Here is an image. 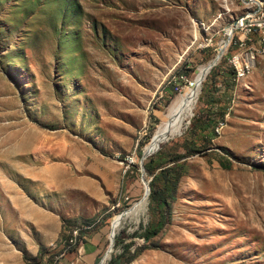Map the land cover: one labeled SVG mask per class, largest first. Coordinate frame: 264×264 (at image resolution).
<instances>
[{
	"label": "rangeland",
	"instance_id": "1",
	"mask_svg": "<svg viewBox=\"0 0 264 264\" xmlns=\"http://www.w3.org/2000/svg\"><path fill=\"white\" fill-rule=\"evenodd\" d=\"M220 50L192 116L153 152L186 155L208 97L222 115L212 146L181 160L169 221L129 264H264V0H0V264L40 245L59 263L93 223L84 238L104 224V255L144 195L142 154ZM148 198L115 230L132 251Z\"/></svg>",
	"mask_w": 264,
	"mask_h": 264
},
{
	"label": "trees",
	"instance_id": "2",
	"mask_svg": "<svg viewBox=\"0 0 264 264\" xmlns=\"http://www.w3.org/2000/svg\"><path fill=\"white\" fill-rule=\"evenodd\" d=\"M214 76L213 78L207 77L205 86L202 89V91L204 90V94H207L209 87L214 85ZM215 103L216 101L214 102L211 97H208L206 104L209 110L204 114L201 112L193 119L191 128L184 136L186 155L211 148V139L215 137L213 127L218 122V119L222 118V115L218 112H210ZM186 155L169 151L166 153L157 152L144 162V170L152 177L149 183L150 194L148 199L150 211L154 217L145 226H141L140 229L142 231H136L133 237L141 238L145 245L132 251V242L124 243L122 241L124 232H121L115 236L114 246H121L122 251L119 254H112L106 264H129L143 250L149 247H156L151 240L158 236L162 228L169 221L170 204L176 199L179 183L186 175V164L184 161H181ZM227 167L228 165L225 164L224 168ZM93 224L82 226V234L76 237L77 241L75 244H71V236H67L63 241L66 242L65 249L70 248L68 252H75L77 247L85 240L84 231H86V227ZM78 228H81V226ZM147 243L148 245H146ZM24 261L26 264H56L55 261L58 260L54 259L51 247L40 246L35 256L25 255Z\"/></svg>",
	"mask_w": 264,
	"mask_h": 264
},
{
	"label": "bare ground",
	"instance_id": "3",
	"mask_svg": "<svg viewBox=\"0 0 264 264\" xmlns=\"http://www.w3.org/2000/svg\"><path fill=\"white\" fill-rule=\"evenodd\" d=\"M211 63L201 66L199 68V72L193 78L194 86L186 88L183 92L178 94V96L174 99V101L172 102V104L168 109L167 115L165 114L166 115L165 121L162 122V124L159 126L157 130L153 145L151 146L150 144L149 150L146 152L147 156L152 154V152L155 150L158 144L163 140L167 139L168 136L174 137L175 135L181 132V130L185 125V122L187 121L188 117L191 115V111L196 101L197 95L199 93L201 83L204 80V77L207 75ZM144 202H145V197L141 198V200L137 204L135 203V205L126 212L125 217L138 216L139 213L143 211ZM122 219L123 217L121 218L119 215L113 221V232H115L117 226L120 224V221ZM75 232L79 233V231H75ZM76 235L78 236V234ZM70 243L75 244L76 239H71Z\"/></svg>",
	"mask_w": 264,
	"mask_h": 264
},
{
	"label": "crops",
	"instance_id": "4",
	"mask_svg": "<svg viewBox=\"0 0 264 264\" xmlns=\"http://www.w3.org/2000/svg\"><path fill=\"white\" fill-rule=\"evenodd\" d=\"M84 239L85 240L77 247L75 252H68L67 255L61 258V261L56 264H98L105 250V225H100ZM37 253L38 250L36 254Z\"/></svg>",
	"mask_w": 264,
	"mask_h": 264
},
{
	"label": "water",
	"instance_id": "5",
	"mask_svg": "<svg viewBox=\"0 0 264 264\" xmlns=\"http://www.w3.org/2000/svg\"><path fill=\"white\" fill-rule=\"evenodd\" d=\"M234 27H235V26H234ZM228 36H229V35H228ZM221 50H222V49H221ZM221 50L218 52V54L216 55V57L213 59L211 65H210V67H209V70L214 66V64L216 63V61L221 57V55H222ZM208 72H209V71H208ZM205 77H206V76H205ZM205 77H204V78H205ZM159 148H160V147H159ZM159 148H158V149H159ZM158 149H157L155 152H157ZM155 152H153L151 155H153ZM151 155H148V156H151ZM148 156H147L146 153L144 152V153L142 154V158H141V162H140V164H141V169H142V175H141V178H142L143 184H144V186H145V192H144V195H143L142 198H144V197L147 198V197L149 196V193H150L149 184H148V182L144 179V174H143V172H144L143 161H144ZM125 214H126V212L121 213V214H120V217L122 218ZM112 230H113V228H112V223H111V231H112ZM114 235H115V232L112 231V234H111V236H110V244H109V247H108L107 251L105 252V254L102 256V258L100 259V261L98 262V264H103V263L105 262V260H106V257L108 256V253L111 252L112 247H113V245H114Z\"/></svg>",
	"mask_w": 264,
	"mask_h": 264
},
{
	"label": "built area",
	"instance_id": "6",
	"mask_svg": "<svg viewBox=\"0 0 264 264\" xmlns=\"http://www.w3.org/2000/svg\"><path fill=\"white\" fill-rule=\"evenodd\" d=\"M239 25H241V24H239ZM246 59H249V60L252 61V56H250V57H248V58H246ZM252 66H254V65L252 64ZM241 70H243V69H242V60H238V62H237V69L235 70V77H236V75H237ZM74 234H78V237L80 236V234L77 233V232H75V231H74ZM67 240H68V239H67ZM69 250H70V248L67 249V252H68ZM60 261H61V255H60ZM55 263H58V261H55Z\"/></svg>",
	"mask_w": 264,
	"mask_h": 264
}]
</instances>
